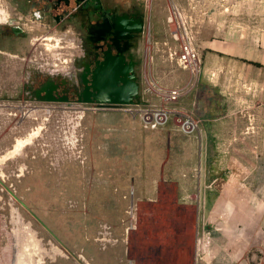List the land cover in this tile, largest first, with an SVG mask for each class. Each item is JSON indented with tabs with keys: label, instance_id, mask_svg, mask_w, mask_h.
I'll list each match as a JSON object with an SVG mask.
<instances>
[{
	"label": "rangeland",
	"instance_id": "1",
	"mask_svg": "<svg viewBox=\"0 0 264 264\" xmlns=\"http://www.w3.org/2000/svg\"><path fill=\"white\" fill-rule=\"evenodd\" d=\"M127 1L147 15L137 55L141 87L148 61L149 76L183 88L174 109L199 121L195 96L211 91L199 88L210 63L201 32L226 0ZM172 5L194 26L199 78L170 54L178 48L168 24ZM51 43L43 41L38 65L0 53V92L9 89L0 98L16 104L34 67L43 78L67 75L77 41ZM222 67L226 73L229 65ZM8 68L18 71L20 84ZM223 83L228 104L213 127L199 121L185 134L171 123L180 133L169 141L171 169L161 175L144 167L154 141L125 114L99 112L92 103L0 108V264H264V113L248 112L231 98L240 91ZM24 102L34 105L27 96Z\"/></svg>",
	"mask_w": 264,
	"mask_h": 264
},
{
	"label": "flooded vegetation",
	"instance_id": "2",
	"mask_svg": "<svg viewBox=\"0 0 264 264\" xmlns=\"http://www.w3.org/2000/svg\"><path fill=\"white\" fill-rule=\"evenodd\" d=\"M0 1V7L6 13V18L0 22L3 24L0 30V48L4 49L0 50V53L17 58L24 55L22 60L25 65H38L43 60L41 29L36 26L30 29V21L39 23L48 16V23H53L54 19H62L63 12L65 19L81 18L80 29L75 33L80 52L73 55L72 66H69L67 75L59 76L51 72L43 78L41 73L36 71L38 68L34 67V71L28 72V80L22 78L20 84L18 71L8 68L6 72H12L16 82L21 85L16 95L22 98L15 99L18 101L16 104L14 99H7V104L4 98H0V108L10 107L25 111L31 108L40 109L42 102L82 103L80 99L84 98L86 89L83 76L87 74V69L93 70L103 61L104 51H110L112 55L123 53L128 63L133 62L137 74L138 50L147 28V15L140 6L127 0H86L84 3H77L76 0ZM22 72L26 73L25 66ZM88 77L90 78V75ZM6 79L9 81V76L4 80ZM5 87V90L0 92V97L5 94L3 91H9L6 85ZM43 87L45 91L41 92ZM25 96L33 101V106L29 104L27 107ZM46 97L52 101H46Z\"/></svg>",
	"mask_w": 264,
	"mask_h": 264
},
{
	"label": "crops",
	"instance_id": "3",
	"mask_svg": "<svg viewBox=\"0 0 264 264\" xmlns=\"http://www.w3.org/2000/svg\"><path fill=\"white\" fill-rule=\"evenodd\" d=\"M217 6L210 14L208 30L203 29L201 32L200 49L205 52L206 64L207 58L210 63L208 62V73H202L199 75L200 78L198 77L199 88L211 89L210 95L198 92L194 99L195 104L199 106L198 112H201L198 116L202 129L213 127L218 121L215 114L225 111L228 98L220 92V88L226 86L223 81L232 82V86L240 91L231 98L244 109L257 114L264 113V0H226L224 12ZM48 22V16H45L39 23L33 21L28 23L30 29L33 26L41 29L42 43L51 40V44L56 48L61 43L76 41L75 33L80 29V17L54 19L53 23ZM223 63L229 65L226 69L230 72L227 70L226 73L220 72L224 70ZM99 112L125 114L130 118V123L140 129L142 135L154 141L156 150L148 144L150 154L147 156H150L151 165L145 163L146 169L152 168L157 171L154 175H161L171 169L169 164L171 159L165 156V153H170L175 148L171 147L169 141L180 133L171 125V123L175 125L173 121L170 120L160 129L151 130L145 129L140 118L131 114L111 109H101ZM165 138L167 152H160V148L165 150Z\"/></svg>",
	"mask_w": 264,
	"mask_h": 264
},
{
	"label": "built area",
	"instance_id": "4",
	"mask_svg": "<svg viewBox=\"0 0 264 264\" xmlns=\"http://www.w3.org/2000/svg\"><path fill=\"white\" fill-rule=\"evenodd\" d=\"M170 33L178 42V48L170 54L178 65L194 77H199L202 69V58L196 46L194 26L177 5L170 8L168 18ZM146 61L143 79L144 87H141L139 103L103 106L92 103L93 110L111 109L125 112L140 118L145 129L157 130L168 124L174 117L176 127L191 134L199 128V121L190 113L176 111L174 104L178 103L184 94L181 87H166L156 78L149 76Z\"/></svg>",
	"mask_w": 264,
	"mask_h": 264
},
{
	"label": "water",
	"instance_id": "5",
	"mask_svg": "<svg viewBox=\"0 0 264 264\" xmlns=\"http://www.w3.org/2000/svg\"><path fill=\"white\" fill-rule=\"evenodd\" d=\"M85 1L76 0L77 3ZM64 14L65 12L61 18ZM87 71L83 76L86 89L84 98L80 99L82 103L111 106L140 102L141 83L135 73L133 62L128 63L123 53L112 55L110 51H104L103 61L95 69L89 68ZM43 91L45 87L41 89V92ZM44 99L52 101L49 97Z\"/></svg>",
	"mask_w": 264,
	"mask_h": 264
}]
</instances>
